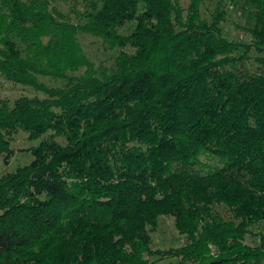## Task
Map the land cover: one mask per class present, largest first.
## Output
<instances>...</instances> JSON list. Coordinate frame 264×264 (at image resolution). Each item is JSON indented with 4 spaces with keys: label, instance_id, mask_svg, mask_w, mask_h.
Wrapping results in <instances>:
<instances>
[{
    "label": "trees",
    "instance_id": "16d2710c",
    "mask_svg": "<svg viewBox=\"0 0 264 264\" xmlns=\"http://www.w3.org/2000/svg\"><path fill=\"white\" fill-rule=\"evenodd\" d=\"M65 1L0 0V77L43 94L0 101V155L44 137L0 178V264H264V0ZM79 33L133 52L104 79Z\"/></svg>",
    "mask_w": 264,
    "mask_h": 264
},
{
    "label": "rangeland",
    "instance_id": "374dc122",
    "mask_svg": "<svg viewBox=\"0 0 264 264\" xmlns=\"http://www.w3.org/2000/svg\"><path fill=\"white\" fill-rule=\"evenodd\" d=\"M49 1L52 6H55L64 14L68 15V2H66L65 0ZM181 4L182 6H185L186 1L181 0ZM212 4V1L207 2V6L209 8L210 6H212ZM77 8L79 10H82L81 5H79ZM69 18L73 23L79 22L77 18L72 14H69ZM244 24V17L231 14L227 27L230 30L231 35L237 37L240 34L239 32H237V30L234 29V26ZM131 30L132 24H127L124 27L120 28L118 30V33L125 35L128 34ZM77 39L86 57L97 68L98 76L104 79L114 73V61L116 56L120 54V52H133V50L129 47H126L125 49H106L99 38L87 33H79ZM246 65H248L247 68H250L251 70L255 69V66L250 65V63ZM38 80L43 84L53 88H59L63 86L62 80L44 77H39ZM21 96L43 97V94L34 90L33 88L8 82L0 77V101L7 100L9 102H12ZM42 139H44V137L30 140L27 133L22 130H19L17 133L13 134L11 139L9 140V148L13 151L12 155L7 159V161L4 160L3 155H0V178L7 173L15 172L19 167L28 165L32 160V155L29 150L36 147ZM56 140L59 143H63L62 138H57ZM205 161H207V163L211 166H219L218 162L210 157L205 159ZM221 212L226 219L230 217V214L226 211V209H221ZM151 241V246L153 249H168L171 247H178L182 245L183 238L180 237L174 230L172 218L162 216L159 219L157 229L151 234Z\"/></svg>",
    "mask_w": 264,
    "mask_h": 264
}]
</instances>
